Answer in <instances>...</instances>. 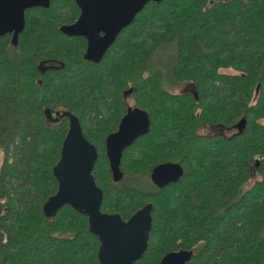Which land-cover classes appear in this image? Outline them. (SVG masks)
Segmentation results:
<instances>
[{"label":"trees","instance_id":"16d2710c","mask_svg":"<svg viewBox=\"0 0 264 264\" xmlns=\"http://www.w3.org/2000/svg\"><path fill=\"white\" fill-rule=\"evenodd\" d=\"M78 13L74 0H51L25 11L16 44L0 38V264H100L86 216L69 206L42 213L57 189L66 112L97 149L101 209L128 218L153 205L136 264H159L180 248L193 252L186 264H264V0L150 2L98 63L84 60L83 37L59 31ZM184 82L196 97L173 92ZM128 97L148 112L150 128L123 151L115 183L105 138ZM51 111L59 123L48 121ZM241 118L230 136L199 133ZM165 161L184 173L159 189L149 173Z\"/></svg>","mask_w":264,"mask_h":264},{"label":"water","instance_id":"95a60500","mask_svg":"<svg viewBox=\"0 0 264 264\" xmlns=\"http://www.w3.org/2000/svg\"><path fill=\"white\" fill-rule=\"evenodd\" d=\"M80 13L76 21L60 26L62 34L83 36L87 41L84 59L98 63L117 35L150 2L162 0H74ZM51 0H0V38L9 34L16 44L25 26V11L34 7L47 8ZM131 92V89L129 90ZM67 130L60 156L52 168L57 189L42 205L45 217H53L63 206L87 217L88 230L99 239L97 259L100 264H134L147 248L152 225V203L148 202L128 220L117 213L101 210L103 191L97 186L92 170L98 158L95 145L83 134L76 115L66 112ZM245 118L236 127L241 130ZM150 118L139 106H129L116 131L105 138V156L112 180L123 178L120 169L123 151L137 138L149 132ZM184 170L179 162H162L150 171L151 182L158 188L178 181ZM192 251L180 249L165 254L159 264H186Z\"/></svg>","mask_w":264,"mask_h":264},{"label":"rangeland","instance_id":"374dc122","mask_svg":"<svg viewBox=\"0 0 264 264\" xmlns=\"http://www.w3.org/2000/svg\"><path fill=\"white\" fill-rule=\"evenodd\" d=\"M212 1H216V0H212ZM224 72H232V70H230V69H225ZM191 90H192V84L186 82V83H184V84H182V85H180V86L174 88V89H173V92H175V93H181V92L191 91ZM127 100H128V103H129L130 106L135 105L134 102H133V98L128 97ZM58 111L60 112V110H58ZM54 112H55V111H51V112H50V114L52 113V115L54 116V118L52 119V117H50V115H49V116H48V117H49V118H48V121H49V122H52V123H55V122H58V123H59L58 120L61 121L63 117L60 116V118H58V117H57V114H55ZM63 113L65 114V110L63 111ZM220 131H221L222 134H224V135H226V136H229V135H231V134L234 133V129H233V128H231V129H227V128L224 129V128H221ZM213 132H214V133L218 132V128H217V127H216V128H211V127H208V126L206 125V126H202V127L199 129V133H201V134H210V133H213ZM2 160H3V153L0 152V165H1ZM253 180H254V178L250 181V183H252Z\"/></svg>","mask_w":264,"mask_h":264},{"label":"flooded vegetation","instance_id":"af4514ba","mask_svg":"<svg viewBox=\"0 0 264 264\" xmlns=\"http://www.w3.org/2000/svg\"><path fill=\"white\" fill-rule=\"evenodd\" d=\"M211 1H212V0H211ZM75 4H76V3H75ZM76 5H77V4H76ZM77 7H78V6H77ZM78 9H79V7H78ZM79 13H80V10H79ZM79 13H78V16H79ZM78 16H77V18H78ZM77 18H76V19H77ZM76 19H75L74 21H76ZM74 21H73V22H74ZM73 22H72V23H73ZM68 24H71V23H68ZM130 24H131V23H130ZM130 24H129V25H130ZM63 25H65V24H63ZM129 25H128V26H129ZM59 28H60V27H59ZM125 28H126V27H125ZM125 28H123L122 31H123ZM59 31H60V29H59ZM122 31H121V32H122ZM60 32H61V31H60ZM61 33H62V32H61ZM119 34H120V33H119ZM119 34H118V35H119ZM64 35H65V34H64ZM118 35H117V36H118ZM65 36H68V35H65ZM68 37H83V36H68ZM83 38L85 39V37H83ZM85 44H86V46H85L84 53H85V51H86V47H87V41H86V39H85ZM107 50H108V49H107ZM106 52H107V51H106ZM83 58H84V54H83ZM84 60H86V59H84ZM86 61H88V60H86ZM89 62H92V61H89ZM92 63H94V62H92ZM224 70H225V69H224ZM224 70H222V71L224 72ZM226 73H231V72H226ZM184 83H186V82H184ZM184 83H182V84H184ZM188 83H189V82H188ZM182 84H181V85H182ZM190 84H191V83H190ZM179 86H180V85H179ZM128 92H129V91H128ZM187 92H192V93L194 94V96L196 97V92H195L194 89H193V85H192V90H191V91L181 92V94H182V93H187ZM129 106H130V105H129V103H128V106H127V107H129ZM133 106H136V105H133ZM133 106H132V107H133ZM126 110H127V108L125 109V112H126ZM125 112L123 113V115L125 114ZM123 115H122V116H123ZM122 116H121V117H122ZM149 118H150V117H149ZM120 120H121V118H120ZM119 122H120V121H119ZM118 124H119V123H118ZM206 125H207L208 127H211V128H216V127H217V128H218V132H216V133H218V134H222L221 131H220L221 128L226 129V127H222V126H219V125L205 124L204 126H206ZM117 128H118V126H117ZM232 128L234 129V133L238 131V128L236 127V124H235ZM227 129H231V128H227ZM116 130H117V129H116ZM116 130H115V131H116ZM210 134H215V133L213 132V133H210ZM229 136H230V135H229ZM140 137H141V136H140ZM137 139H138V138H137ZM137 139H136V140H137ZM136 140H135V141H136ZM135 141H134V142H135ZM134 142H133V143H134ZM133 143H132V144H133ZM132 144H131V145H132ZM131 145H130V146H131ZM128 147H129V146H128ZM128 147H127V148H128ZM122 154H123V153H122ZM165 162H167V161H165ZM171 162H175V161H171ZM160 163H162V162H160ZM120 165H121V163H120ZM120 169H121V166H120ZM122 172H123V171H122ZM110 174H111V173H110ZM149 174H150V173H149ZM123 177H124V174H123ZM111 178H112V177H111ZM122 179H123V178H122ZM122 179H121V180H122ZM121 180H120V181H121ZM112 181H113V180H112ZM120 181H119V182H120ZM113 182H114V181H113ZM115 183H118V182H115ZM151 183H152V182H151ZM171 183H174V182H171ZM171 183H169V184H171ZM152 184H153V183H152ZM169 184L165 185L164 187L168 186ZM153 185H154V184H153ZM154 186H155V185H154ZM155 187H157V186H155ZM157 188H158V187H157ZM162 188H163V187H162ZM159 189H161V188H159ZM147 203H148V202H147ZM150 203H151V202H150ZM145 204H146V203H145ZM143 205H144V204H143ZM143 205H142L141 207H139L138 209H136L132 214H134L137 210L141 209V208L143 207ZM101 206H102V205H101ZM101 210H102V209H101ZM102 211H103V210H102ZM103 212H106V213H117V214H119L118 212H107V211H103ZM152 212H153V205H152V210H151V218H152ZM132 214H131L130 216H132ZM119 215H120V214H119ZM130 216H129L128 218H122L121 215H120V217H121L122 219H124V220H128V219L130 218ZM151 226H152V225H151ZM149 233H150V231H149ZM148 239H149V237H148ZM98 241H99V239H98ZM147 247H148V241H147ZM98 248H99V246H98ZM180 249H183V248H180ZM180 249H176V250H180ZM146 250H147V248H146ZM146 250L143 252V254L146 252ZM186 250H189V249H186ZM172 251H175V250H172ZM191 251H192V250H191ZM169 252H171V251H169ZM167 253H168V252H167ZM167 253H165V254H167ZM192 253H193V252H192ZM143 254H142V256H143ZM165 254H164V255H165ZM164 255H163V256H164ZM142 256H141V257H142ZM163 256H162V257H163ZM141 257H140V258H141ZM162 257H161V258H162ZM138 260H139V259H138ZM138 260H136V261L134 262V264H136V262H137ZM160 260H161V259H160ZM159 262H160V261H159Z\"/></svg>","mask_w":264,"mask_h":264}]
</instances>
